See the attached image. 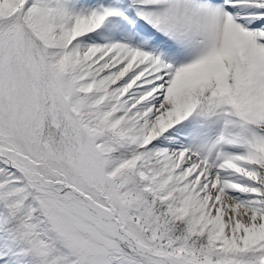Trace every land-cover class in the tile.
<instances>
[{
  "label": "snow or ice",
  "instance_id": "snow-or-ice-1",
  "mask_svg": "<svg viewBox=\"0 0 264 264\" xmlns=\"http://www.w3.org/2000/svg\"><path fill=\"white\" fill-rule=\"evenodd\" d=\"M0 264H264V0H0Z\"/></svg>",
  "mask_w": 264,
  "mask_h": 264
}]
</instances>
